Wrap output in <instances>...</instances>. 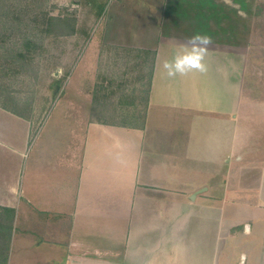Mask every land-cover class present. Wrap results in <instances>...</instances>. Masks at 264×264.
Masks as SVG:
<instances>
[{"label":"crops","instance_id":"obj_1","mask_svg":"<svg viewBox=\"0 0 264 264\" xmlns=\"http://www.w3.org/2000/svg\"><path fill=\"white\" fill-rule=\"evenodd\" d=\"M251 2L110 0L89 57L39 125L0 106V207L15 210L1 221V264H218L232 159L264 141ZM197 32L213 38L207 70L167 76L164 61ZM110 51L147 69L142 127L102 117L97 71Z\"/></svg>","mask_w":264,"mask_h":264},{"label":"rangeland","instance_id":"obj_2","mask_svg":"<svg viewBox=\"0 0 264 264\" xmlns=\"http://www.w3.org/2000/svg\"><path fill=\"white\" fill-rule=\"evenodd\" d=\"M109 1L7 0L18 20L14 32L0 27V88L10 92L20 104H30L36 125L50 113L76 64L83 56L89 57V42L96 38ZM251 1V44L264 50V0ZM49 15L74 20L75 33H68L71 31L67 27L59 29L57 25L47 30L44 17ZM27 37L33 38V42L25 43ZM16 48L25 51L26 63L10 67L9 55ZM115 54L106 52L105 61L103 58L97 71V81L102 86L100 96L104 97L102 117L107 121H121L126 117L140 122L147 69L134 56ZM128 95L134 105L125 103ZM263 143L260 138L253 154L242 153V162L232 159L228 193L218 199L223 200L219 201L216 236L218 264H264V178L257 169L263 166ZM251 167L257 170H248ZM244 169L250 174L245 175ZM224 217L230 223L234 221L230 228L223 224ZM0 219L6 221L3 211ZM247 227L250 233L243 231Z\"/></svg>","mask_w":264,"mask_h":264},{"label":"trees","instance_id":"obj_3","mask_svg":"<svg viewBox=\"0 0 264 264\" xmlns=\"http://www.w3.org/2000/svg\"><path fill=\"white\" fill-rule=\"evenodd\" d=\"M16 11L11 5V3L7 2V0H0V27L4 29H9L12 32L17 28L16 26V20L18 18L15 16ZM44 20L46 21V27L47 30H50L51 26L57 25L60 28L62 27H67L71 32L68 33H75L74 30V20H69L68 18L62 17V16H45ZM25 43H31L33 42V38H26L24 40ZM148 54H150L148 52ZM9 59L11 61H8V65L12 67L13 65H25V60H26V55L25 51L22 48H16L15 50L11 51V55H9ZM8 57V56H7ZM154 59V56L153 58ZM151 83V70L148 73V82H147V91L149 90ZM98 87V85H97ZM98 92V88H96V94ZM96 94H95V99H96ZM0 106L19 115L24 118H27L29 120L32 119V110L30 104H20L17 99L8 91H5V89L0 88ZM119 123L123 125H136L137 123L139 126H143V117L140 120V122H137L133 118L130 120L129 118H123ZM0 211H3V214L5 215L6 220L11 222L14 218L15 215V210L13 208L9 207H0ZM2 220L0 219V235L2 231H5L7 226L5 223L1 222Z\"/></svg>","mask_w":264,"mask_h":264},{"label":"clouds","instance_id":"obj_4","mask_svg":"<svg viewBox=\"0 0 264 264\" xmlns=\"http://www.w3.org/2000/svg\"><path fill=\"white\" fill-rule=\"evenodd\" d=\"M189 41L190 43L177 52L172 59L164 61L163 69L167 76H185L192 70L200 72L207 70L204 61L208 54V46L213 43V38L210 35L197 32L189 37Z\"/></svg>","mask_w":264,"mask_h":264}]
</instances>
